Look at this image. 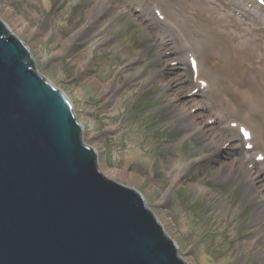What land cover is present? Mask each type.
Listing matches in <instances>:
<instances>
[{"label": "rangeland", "instance_id": "rangeland-1", "mask_svg": "<svg viewBox=\"0 0 264 264\" xmlns=\"http://www.w3.org/2000/svg\"><path fill=\"white\" fill-rule=\"evenodd\" d=\"M159 1L194 39L211 89L197 91L152 0H0V19L69 99L99 171L142 195L180 259L264 264L261 154L214 110L227 98L264 139V0Z\"/></svg>", "mask_w": 264, "mask_h": 264}, {"label": "water", "instance_id": "water-1", "mask_svg": "<svg viewBox=\"0 0 264 264\" xmlns=\"http://www.w3.org/2000/svg\"><path fill=\"white\" fill-rule=\"evenodd\" d=\"M29 51L0 19V264H186L142 195L99 171Z\"/></svg>", "mask_w": 264, "mask_h": 264}, {"label": "bare ground", "instance_id": "bare-ground-1", "mask_svg": "<svg viewBox=\"0 0 264 264\" xmlns=\"http://www.w3.org/2000/svg\"><path fill=\"white\" fill-rule=\"evenodd\" d=\"M151 4V8L153 10H155V12H157L161 18V20L163 21L165 28H162L164 30V32L167 29H172L176 32L177 36H179V39L182 43V47L185 50L186 55L188 56V58H190L193 62L194 65L196 67V86L197 87V91H206V89H211V85H209L208 82H205L203 77L201 76V65L200 62L198 61L197 55L195 54L194 51V47L196 46L194 39L192 38L191 35L188 34L187 30L185 29V27L182 25V23H180L179 19L176 17L175 13L170 10H166L163 9L162 5L160 4L159 0H152ZM96 9V7H95ZM95 9L92 10L91 15H93L95 13ZM9 26V25H8ZM167 28V29H166ZM214 40H212L213 42ZM219 39H215L214 41V45H219ZM70 45V40L66 41L64 43V46L67 47ZM83 66V65H81ZM203 80L204 82L201 83L200 81ZM207 83V84H206ZM252 88H254V86H252ZM107 88L105 87L104 90H106ZM224 101L225 103L220 105L219 109H214L216 110V112H219L220 115H222V110L224 112H226L228 115L227 116V124L232 125V126H236L238 128H240L242 131H244V133H247V137L249 139V143L252 144L253 148L251 151L248 152V155L250 156L251 154L254 155H258L261 154V162L264 165V139L262 138V136L258 135L256 133V131L254 130L253 125H251V123H249V121L246 119V117L242 116V115H238V113H236L235 107L232 105V103L224 97ZM232 116V117H231ZM234 116L236 118H234ZM217 115L216 113L213 114V116L209 117V120H212L215 122V120L217 119ZM262 149H259L261 148ZM179 178V174H177L176 176L173 177V179L171 181H173V183L175 184L177 179ZM252 244V243H251Z\"/></svg>", "mask_w": 264, "mask_h": 264}, {"label": "snow or ice", "instance_id": "snow-or-ice-1", "mask_svg": "<svg viewBox=\"0 0 264 264\" xmlns=\"http://www.w3.org/2000/svg\"><path fill=\"white\" fill-rule=\"evenodd\" d=\"M245 135H247V133H245Z\"/></svg>", "mask_w": 264, "mask_h": 264}]
</instances>
